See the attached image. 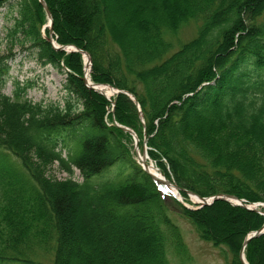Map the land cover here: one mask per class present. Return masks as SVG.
<instances>
[{
  "label": "trees",
  "instance_id": "16d2710c",
  "mask_svg": "<svg viewBox=\"0 0 264 264\" xmlns=\"http://www.w3.org/2000/svg\"><path fill=\"white\" fill-rule=\"evenodd\" d=\"M44 1L53 40L87 52L91 81L127 90L140 111L123 93L107 100L85 86L81 53L55 49L47 27L42 35L38 0H0L17 7L7 51L29 42L65 71L77 101L32 102L27 83L5 94L12 55H0V264H194L173 205L241 264L264 216L221 199L185 207L141 168L118 124L145 132L149 157L186 202L183 190L264 202V0ZM188 23L195 35L175 47ZM55 162L67 178L46 175ZM244 248L248 264H264V233ZM46 249L49 262L38 259Z\"/></svg>",
  "mask_w": 264,
  "mask_h": 264
},
{
  "label": "rangeland",
  "instance_id": "374dc122",
  "mask_svg": "<svg viewBox=\"0 0 264 264\" xmlns=\"http://www.w3.org/2000/svg\"><path fill=\"white\" fill-rule=\"evenodd\" d=\"M114 1L115 2L110 1V2H112L113 8H115L116 4H119L118 1H120V0H114ZM16 9H17V7L15 4L11 5L9 3L4 4L3 6L0 7V40L2 41L0 44V55H6V54L12 55V57L7 60L8 61L7 62V68H8L7 72L2 74V78L5 81L3 84V92L7 95L13 96V91L15 88H17V86L21 87L24 83H27L29 86L26 89L25 96H26V98H28L32 102H35V103H37V102H41V103L59 102L60 104H62L65 101V99H69L70 101H72V103H74V105H76L77 101L75 100V97L69 95V93L64 88V83H65V78H66V74L64 73L65 71L62 68L54 67L49 63H43L41 60H39L37 58V55H36L37 54V48H32L29 45V42H23L22 44H16L14 47H12V49L10 51L9 50L7 51L6 42L4 41V36H5L7 28L12 25L13 18L17 15ZM121 10H123V7H121ZM46 25H47V19H46V22L41 27L42 35H44V30L46 28L45 27ZM195 33H196V27L193 23H188V24L183 25L181 28H179V30L177 31L176 36L174 38L175 47L178 46L177 45L178 43L180 44L181 42L187 41L188 39L192 38L195 35ZM52 35H53V31H52ZM52 40H53V38H52ZM54 43H55V45H59L55 41H54ZM70 46H73L76 49H79L72 44H70ZM62 50H65L66 52H79V53H81V51H83L81 49H79L80 51H75V50H71V49H62ZM81 56H82V61H83L82 62L83 63V73L81 75V79H82L84 74H85L86 68H85V57L83 56L82 53H81ZM90 67H91V60H90V64L87 66L86 74H87V78L89 79V81L91 83L96 84V82H93L90 79V75H89ZM97 84H100L102 86H109L110 88L113 87L107 83H97ZM113 88H115V87H113ZM96 92H98V91H96ZM98 93H100V92H98ZM100 94L103 95L104 97H106L107 100H111L112 97L115 95V94L111 93V95L108 97L103 92ZM112 104H113V101L111 103L110 111H113V105ZM138 111H140V109ZM136 136H137V134H136ZM137 138H138V146H137V148H135L134 147V141H133V138L131 136L132 152H133V155H134L136 161L139 162V164H140V161H138L137 154H139V153L142 154L145 151V154L147 155L146 162L148 164L150 163V164L154 165L155 169L157 168V170L160 172V174L163 178L171 181L172 183H175L171 179V177L168 178L167 176H165L163 171L156 165L157 163L149 157V155H148L149 147H147V145H146V140L144 142V138L146 139L145 132L143 131L142 138H139L138 136H137ZM65 153H66V151L63 152V155H65ZM0 158L5 159V157H3V156H0ZM113 169H109L108 171L102 173L100 175V178L101 179L113 178L115 176L116 171H117L115 168H113ZM166 169H168V166H166ZM167 172L170 173L169 171H167ZM45 173L48 177H51L52 179L62 180V179H65L68 177L67 173L64 172L58 166V164L56 162L48 165V167L45 170ZM72 179L79 181V182L82 181V177L80 176L78 170L74 171V174L72 175ZM167 190L170 192L169 189H167ZM174 190H176V189H174ZM177 196H178V198L179 197L182 198V196L179 194V192H178ZM173 197H175V196H173ZM175 199L177 201H179L177 199V197H175ZM182 202L184 204L186 203L189 206H193V205L197 204L196 202L192 201L189 197H188L187 202L185 200H183V198H182ZM182 202H180V203H182ZM244 202H246V201H244ZM253 203H257V202H253ZM253 203H250V204H253ZM259 203L264 204V202H259ZM253 208L259 209L261 211L264 210V207H262V206H256L255 205ZM171 209L176 212L172 215L173 219L176 221V223L178 224V226L181 230L184 244L187 248L190 259L194 264H230L231 253L227 249L226 246H224V245L215 246L210 241H206V240L202 239L199 236V234L197 233V231L195 230V228L193 227V225L188 220H186L184 217L180 216L177 213V210H176L177 207L175 205H173L171 207ZM263 224H264V222H263ZM241 248H242V243H241V247L239 249V254H240ZM244 249L245 248H243V255H244ZM50 252H51L50 249H48L46 252H42L46 255H44V256L39 255L38 259L41 261L49 262V260L51 258ZM239 254H238V256H239ZM10 264H15V263H10Z\"/></svg>",
  "mask_w": 264,
  "mask_h": 264
},
{
  "label": "water",
  "instance_id": "95a60500",
  "mask_svg": "<svg viewBox=\"0 0 264 264\" xmlns=\"http://www.w3.org/2000/svg\"><path fill=\"white\" fill-rule=\"evenodd\" d=\"M38 1L42 5L43 10L45 12V16H46V19H47V25L45 27L48 28V37H47V40L52 44V46L54 48H56V49H59V50H62V49H71V50H75V51H80L79 49H76L75 47L70 46V45H66V46L65 45H55V43H54V41L52 40V37H51L52 36V16H51L50 10H49V8L46 5V3H45L44 0H38ZM81 53L85 57V68L87 69V66L90 64L89 55L85 51H81ZM86 69H85V74H84V76L82 78L83 82L85 83V85L88 88H90V89H92L94 91H98V92L102 93L100 90L97 89V86H102V85L97 84V83L96 84L95 83H91L89 81V79L87 78V74H86V71L87 70ZM111 89H112V94L123 93V94H126L127 96H129L133 100L134 104L136 105V107L139 110L138 102L135 100V98H134V96L132 94H130L129 92H127L124 89H118V88H113V87H111ZM139 116H140V119L143 122V119H142V117H141L140 114H139ZM118 126L122 130L128 132L132 136L133 141H134V147L137 148V146H138V138H137L136 134L130 128H128L126 126H123V125H118ZM145 140L146 139L144 138V142H145ZM142 156L147 157V155L145 154V151L142 153ZM137 157H138V161L141 162L142 169L146 173H148L153 179L157 180L159 183H161L167 189H169L170 192L173 194V196L177 197V199L180 202H182L181 197L178 198V196H177L178 195V192H179V190H181V188L177 184L172 183L171 181L163 178L162 176H158L157 174L152 173L151 171H149V169H148L149 164L146 161H144V160L142 161L141 158L139 157V154H137ZM174 189H176V190H174ZM183 191H185V193L187 194V196L190 199L195 198V201L194 202H196L198 204L197 207H200V206H203V205H208V204H211L213 201H215L217 199H221V200H225V201L229 202L232 205H237V206L246 208L248 210H254V211L259 212L260 214L264 215V210L261 211L259 209L253 208L255 205L256 206H262V207H264V204H261L259 202L253 203V204H246L244 202L245 201L244 199L237 198L236 196L231 195V194H224L223 193V194H217V195H213V196H209V197H202V196H199L198 194H196L195 192L190 191V190H183ZM183 205H185L186 207H188L186 204H183ZM263 233H264V224L259 229L254 230V231H251L243 239L242 248H241V251H240V254H239V259H240L241 264H248L247 261L245 260L244 255H243V248L246 246V244L248 243V241L250 239H252L254 237H257V236H259V235H261Z\"/></svg>",
  "mask_w": 264,
  "mask_h": 264
},
{
  "label": "bare ground",
  "instance_id": "6f19581e",
  "mask_svg": "<svg viewBox=\"0 0 264 264\" xmlns=\"http://www.w3.org/2000/svg\"><path fill=\"white\" fill-rule=\"evenodd\" d=\"M97 89L100 90L101 92L105 93L108 97L111 95L112 93V89L109 86H97ZM139 157L141 158V160L146 161L147 157L142 156L141 153H139ZM149 171H151L152 173L157 174L158 176H161L160 172L155 169L154 165L149 163L148 166ZM192 201H195V198L191 199Z\"/></svg>",
  "mask_w": 264,
  "mask_h": 264
}]
</instances>
